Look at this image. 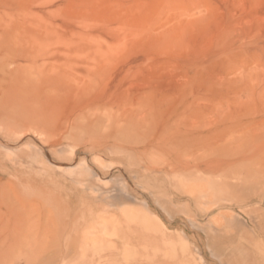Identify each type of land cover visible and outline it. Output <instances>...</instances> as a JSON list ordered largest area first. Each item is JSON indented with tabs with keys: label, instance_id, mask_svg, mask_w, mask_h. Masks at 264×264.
<instances>
[{
	"label": "rangeland",
	"instance_id": "1",
	"mask_svg": "<svg viewBox=\"0 0 264 264\" xmlns=\"http://www.w3.org/2000/svg\"><path fill=\"white\" fill-rule=\"evenodd\" d=\"M0 264H264V0H0Z\"/></svg>",
	"mask_w": 264,
	"mask_h": 264
},
{
	"label": "bare ground",
	"instance_id": "2",
	"mask_svg": "<svg viewBox=\"0 0 264 264\" xmlns=\"http://www.w3.org/2000/svg\"><path fill=\"white\" fill-rule=\"evenodd\" d=\"M187 165V164H186ZM183 186H187L186 183H183L182 184ZM189 186V184H188ZM187 186V187H188ZM124 212V215L126 216V218L129 220V221H134L136 218H137V213H135L133 210H129L127 208H124L123 210ZM103 221V220H102ZM103 223H105V221H103ZM93 229V228H92ZM92 229H89V228H85L83 230V235H84V248H86L87 246L85 245H92V246H98L99 248L101 247V245L103 244L104 241H102L103 239V235L105 234H110V231L109 230H105V229H98V230H92ZM116 233V229L114 230ZM103 234V235H102ZM112 234V232H111ZM126 251V250H125Z\"/></svg>",
	"mask_w": 264,
	"mask_h": 264
}]
</instances>
